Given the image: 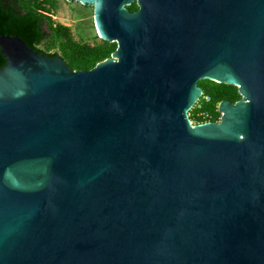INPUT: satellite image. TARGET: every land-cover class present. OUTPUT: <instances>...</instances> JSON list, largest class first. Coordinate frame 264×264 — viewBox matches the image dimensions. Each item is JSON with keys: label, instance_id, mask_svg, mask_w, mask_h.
<instances>
[{"label": "water", "instance_id": "water-1", "mask_svg": "<svg viewBox=\"0 0 264 264\" xmlns=\"http://www.w3.org/2000/svg\"><path fill=\"white\" fill-rule=\"evenodd\" d=\"M65 1L117 49L0 36V264H264V0ZM201 80L242 99L193 125Z\"/></svg>", "mask_w": 264, "mask_h": 264}, {"label": "trees", "instance_id": "trees-1", "mask_svg": "<svg viewBox=\"0 0 264 264\" xmlns=\"http://www.w3.org/2000/svg\"><path fill=\"white\" fill-rule=\"evenodd\" d=\"M60 7V0H0V36L9 35L22 38L27 45L42 54L55 57L57 54L74 71H88L97 63L111 58L117 43H108L95 36L92 43L75 40L70 27L56 23L53 15ZM135 12V3L128 7ZM5 59L0 49V68ZM204 97L190 112L196 124L219 122L221 114L218 107L222 102L236 104L241 101L239 90L233 86L201 80L199 82ZM207 115L204 119L201 115Z\"/></svg>", "mask_w": 264, "mask_h": 264}, {"label": "rangeland", "instance_id": "rangeland-1", "mask_svg": "<svg viewBox=\"0 0 264 264\" xmlns=\"http://www.w3.org/2000/svg\"><path fill=\"white\" fill-rule=\"evenodd\" d=\"M53 19L56 23L70 27L71 34L75 40L92 43L93 38L97 36L93 22L92 7L60 0V7L53 15Z\"/></svg>", "mask_w": 264, "mask_h": 264}, {"label": "built area", "instance_id": "built-area-1", "mask_svg": "<svg viewBox=\"0 0 264 264\" xmlns=\"http://www.w3.org/2000/svg\"><path fill=\"white\" fill-rule=\"evenodd\" d=\"M201 99H204V100H206L207 102H209L210 101V98L209 97H204L203 95H202V97H201ZM198 105V104H197ZM204 119H206L207 118V115H201ZM192 121V120H191ZM203 123H208V122H203ZM192 124L193 125H197L194 121H192ZM200 124H202V123H200Z\"/></svg>", "mask_w": 264, "mask_h": 264}, {"label": "flooded vegetation", "instance_id": "flooded-vegetation-1", "mask_svg": "<svg viewBox=\"0 0 264 264\" xmlns=\"http://www.w3.org/2000/svg\"><path fill=\"white\" fill-rule=\"evenodd\" d=\"M69 3V2H68ZM70 3H77V2H70ZM77 4H79V3H77ZM85 7H87V6H85Z\"/></svg>", "mask_w": 264, "mask_h": 264}]
</instances>
